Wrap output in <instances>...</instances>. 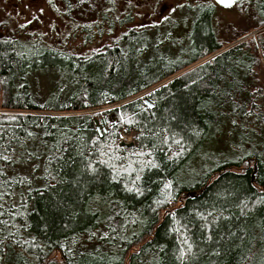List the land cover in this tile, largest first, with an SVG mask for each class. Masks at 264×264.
Returning a JSON list of instances; mask_svg holds the SVG:
<instances>
[{
	"label": "trees",
	"instance_id": "1",
	"mask_svg": "<svg viewBox=\"0 0 264 264\" xmlns=\"http://www.w3.org/2000/svg\"><path fill=\"white\" fill-rule=\"evenodd\" d=\"M210 3L197 7L178 54L155 53L179 40L162 21L87 53L0 37L4 111H82L154 88L102 111L137 131L131 147L100 137L93 114L0 113V264H264V114L251 99L264 31L216 54L215 14L225 8ZM250 4L263 29L264 0ZM116 13L84 27V47L112 31ZM45 74L40 96L33 84ZM226 130L243 149H208Z\"/></svg>",
	"mask_w": 264,
	"mask_h": 264
},
{
	"label": "rangeland",
	"instance_id": "2",
	"mask_svg": "<svg viewBox=\"0 0 264 264\" xmlns=\"http://www.w3.org/2000/svg\"><path fill=\"white\" fill-rule=\"evenodd\" d=\"M211 1L213 0H65V2L64 0H0V37L14 36L25 39L27 34H30L39 37V39L45 40L49 45L57 46L62 42L64 43L66 50L70 53H87L91 49L95 50L96 48H102L104 45H110L113 40H118L119 36L126 31L132 32L133 30H138L140 27L151 28L157 22L162 21V26H166L165 29H168V33H170V29L173 28V37L176 36L179 40L176 43V46L166 49L163 47L155 53L158 55L163 54L165 51H172L178 54L187 49L188 41L182 42L180 39L182 38V35L183 39H185L186 33L190 31L189 20H191V17L194 19V17L198 16L200 13V11H197V7L201 6V4L202 6L211 4ZM250 3L251 0H240L234 7L225 9L218 8L216 10L217 13L215 14L216 17L213 31L215 32L218 42L222 45V48L216 54L228 49L230 45L238 43L237 41L255 38V35L258 34V32L264 31V28L259 29L261 27L259 26V24H261L259 23L260 20L255 16V21L251 18L250 14L252 12V7L250 6ZM111 9H116L117 13L110 16H112V19L118 20L120 24L116 23L115 27H113L112 31L108 34L102 35L101 31V33L98 34V38L95 36V39H97L96 42L84 47L81 42L84 37V27H91L96 22H100L99 24L102 25V15ZM101 12L102 15H100ZM183 17L187 20L185 24L182 22ZM75 26L77 27L74 29L73 27ZM160 28V33L166 32L164 28ZM237 37L239 39L241 37L242 39L239 40ZM234 39L237 41L230 43V41ZM170 42L174 45L173 38L170 39ZM248 45L250 46V44ZM153 54V49L148 52V55ZM216 54L197 61L185 71L213 58ZM35 77H37L38 80L35 81L33 86H37L36 90L38 94L43 96L46 91V86H51L49 82L51 77L46 74L43 76L41 75V77ZM59 78L60 77L55 74L54 82L59 81ZM256 80L259 86H252V91H255V95L252 96L251 99L259 107V111L264 114V60L261 61V64L257 69ZM159 85L160 84L156 86ZM61 89L62 86H54L55 91H60ZM152 89L150 88L123 102L107 104L82 111H41L31 113L4 111L0 109V113H29L44 116H77L93 114L94 119L99 126V118L102 116V111L110 110L114 106L120 108L127 102L145 96ZM48 101L50 103L54 102L51 99ZM245 111L247 115L253 114L250 112L249 107H247ZM102 118H105L107 121L103 125L106 132L99 127L100 137H102L103 134L109 135L114 133L118 136V139L115 141V146L131 147L134 144L138 134L135 129L126 128L122 125V120L117 119L116 116L112 114L104 115ZM246 118L250 121L256 122L252 118ZM235 121L237 124H242L245 127H253L250 124L241 123V120L239 119H236ZM128 129L132 130L128 131ZM262 129L264 130V127ZM256 132L261 134V131L257 129ZM241 139L242 136L238 133L234 134L226 130L217 138L215 146L209 147L208 149L214 148V152L219 149L227 152L230 148L238 153L240 150L239 148L242 147H234V145H231V142L241 141ZM121 144L123 146H121ZM262 149L264 150V145H262ZM197 161L198 159L193 163Z\"/></svg>",
	"mask_w": 264,
	"mask_h": 264
},
{
	"label": "water",
	"instance_id": "3",
	"mask_svg": "<svg viewBox=\"0 0 264 264\" xmlns=\"http://www.w3.org/2000/svg\"><path fill=\"white\" fill-rule=\"evenodd\" d=\"M219 6L224 7V8H229L231 7L235 2H237L238 0H223V2H221V0H214ZM145 103L149 106V108H152V104L145 101ZM95 125L98 126V123L96 122V120L94 121ZM99 130V129H98ZM104 132H106V129H103ZM121 146H123L121 144Z\"/></svg>",
	"mask_w": 264,
	"mask_h": 264
},
{
	"label": "flooded vegetation",
	"instance_id": "4",
	"mask_svg": "<svg viewBox=\"0 0 264 264\" xmlns=\"http://www.w3.org/2000/svg\"><path fill=\"white\" fill-rule=\"evenodd\" d=\"M214 1V0H213ZM239 1V0H238ZM233 6V5H232ZM99 126H97V125H95L96 126V130H97V132L99 133L100 132V128L103 130L105 127H103V125H104V123H106L107 121H106V119L105 118H102V116L99 118ZM95 123V122H94ZM100 127V128H99ZM99 129V130H98ZM99 135H100V133H99Z\"/></svg>",
	"mask_w": 264,
	"mask_h": 264
},
{
	"label": "snow or ice",
	"instance_id": "5",
	"mask_svg": "<svg viewBox=\"0 0 264 264\" xmlns=\"http://www.w3.org/2000/svg\"><path fill=\"white\" fill-rule=\"evenodd\" d=\"M221 2H223V0H221ZM89 167H91V166L89 165Z\"/></svg>",
	"mask_w": 264,
	"mask_h": 264
},
{
	"label": "bare ground",
	"instance_id": "6",
	"mask_svg": "<svg viewBox=\"0 0 264 264\" xmlns=\"http://www.w3.org/2000/svg\"><path fill=\"white\" fill-rule=\"evenodd\" d=\"M99 114V113H98Z\"/></svg>",
	"mask_w": 264,
	"mask_h": 264
}]
</instances>
